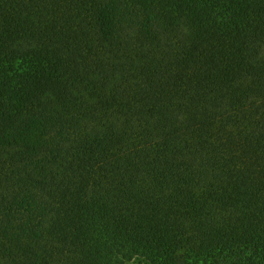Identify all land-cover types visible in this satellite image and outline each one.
Masks as SVG:
<instances>
[{
  "label": "trees",
  "instance_id": "obj_1",
  "mask_svg": "<svg viewBox=\"0 0 264 264\" xmlns=\"http://www.w3.org/2000/svg\"><path fill=\"white\" fill-rule=\"evenodd\" d=\"M0 264H264V0H0Z\"/></svg>",
  "mask_w": 264,
  "mask_h": 264
}]
</instances>
